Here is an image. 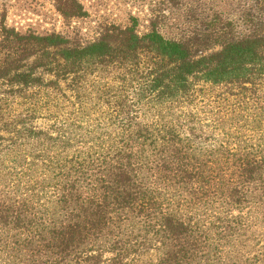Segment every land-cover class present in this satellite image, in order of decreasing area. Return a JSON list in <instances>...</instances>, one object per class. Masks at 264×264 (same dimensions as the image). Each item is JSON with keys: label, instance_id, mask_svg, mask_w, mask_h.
<instances>
[{"label": "trees", "instance_id": "16d2710c", "mask_svg": "<svg viewBox=\"0 0 264 264\" xmlns=\"http://www.w3.org/2000/svg\"><path fill=\"white\" fill-rule=\"evenodd\" d=\"M183 3L88 41L0 14V264H264V0Z\"/></svg>", "mask_w": 264, "mask_h": 264}, {"label": "rangeland", "instance_id": "374dc122", "mask_svg": "<svg viewBox=\"0 0 264 264\" xmlns=\"http://www.w3.org/2000/svg\"><path fill=\"white\" fill-rule=\"evenodd\" d=\"M222 0H192L201 8H211ZM84 15L63 20L54 10L50 0H0V14L5 22L18 30L35 33H58L79 41L95 39L104 27H124L136 20V31L143 32L154 16H163L165 22L182 19L183 0L177 9L173 1L166 0H78ZM162 18V17H161ZM196 28H200L195 23ZM168 34V33H167Z\"/></svg>", "mask_w": 264, "mask_h": 264}]
</instances>
